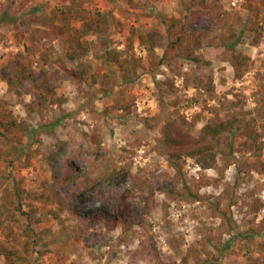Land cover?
<instances>
[{"label":"rangeland","instance_id":"obj_1","mask_svg":"<svg viewBox=\"0 0 264 264\" xmlns=\"http://www.w3.org/2000/svg\"><path fill=\"white\" fill-rule=\"evenodd\" d=\"M83 10L109 13L108 44L87 36L73 62L66 37ZM36 26L56 40L33 44ZM149 31L161 34L142 44ZM112 50L138 58L134 79ZM235 50L251 57L240 76ZM21 62L31 79L18 84ZM8 112L29 127L0 141V249L17 248V264H264V0H0ZM178 113L198 119L195 135L237 117L214 140L215 168L171 157L162 129Z\"/></svg>","mask_w":264,"mask_h":264},{"label":"trees","instance_id":"obj_2","mask_svg":"<svg viewBox=\"0 0 264 264\" xmlns=\"http://www.w3.org/2000/svg\"><path fill=\"white\" fill-rule=\"evenodd\" d=\"M75 17L80 20L81 28L73 29V32L69 33L66 37L67 51L66 58L75 62L81 56L86 55L89 50V42L86 40V37L89 35H96L97 40L102 47H107L108 36L106 32L109 30L110 26V16L107 12H93L86 14L83 12L76 13ZM258 22L252 24L251 29L255 31L258 36H261L258 29ZM69 27V26H68ZM60 32L63 33V28H60ZM66 32V31H65ZM161 34L159 31H149L147 38L141 36L142 44H145L147 41H155L156 35ZM30 38L32 43L39 45L40 47H46L52 44L56 37L49 28L36 26L31 30ZM113 59L117 60L123 71V81L129 82L134 79L135 69L137 68V59L135 57L132 60L129 57L119 60L118 53L115 50L109 52ZM193 54V55H192ZM189 54V58L199 61L194 53ZM169 55L165 54V58H168ZM164 58V57H163ZM163 58L160 60V63L163 62ZM251 57L241 51L235 50L231 55V62L234 66L237 76L241 75V72L249 65ZM133 61V62H132ZM135 65V66H132ZM16 79L15 83H23L26 80L31 79V67L29 63L21 62L15 68ZM212 80V79H211ZM36 99L38 98L42 104L47 102V97L45 94L36 93ZM30 108L32 105L29 104ZM129 104H120L114 106L115 109H129ZM198 119L195 117L189 119L185 114L178 113L163 126V142L171 150V157L176 160H180L184 155L194 159L204 170L215 168L219 159V152L216 150L214 145V140L220 136L229 135L237 127L238 119L236 116H231L223 118L220 115H216L210 118L207 123L201 128L198 135L193 133ZM0 141L10 143L9 134L15 133L17 130L28 131L29 127L25 122L19 121L12 112H8L0 119ZM96 142L101 146L100 137H95ZM210 182V181H207ZM197 196V195H196ZM222 212H225L222 209ZM30 221L28 226L25 229V234L29 238L26 247L27 250L39 244V237H36V229L34 228V222H37L36 219H33L31 213H27ZM118 219L119 217H115ZM37 252H39L37 250ZM0 255L4 256L10 264H17L15 257L23 258L17 248H9L4 246L0 249ZM260 264V263H252Z\"/></svg>","mask_w":264,"mask_h":264}]
</instances>
